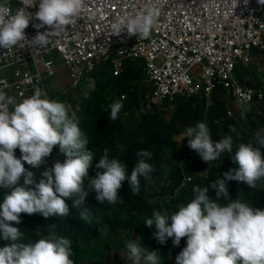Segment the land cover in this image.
Segmentation results:
<instances>
[{"label":"clouds","instance_id":"clouds-1","mask_svg":"<svg viewBox=\"0 0 264 264\" xmlns=\"http://www.w3.org/2000/svg\"><path fill=\"white\" fill-rule=\"evenodd\" d=\"M259 3L264 5V0ZM20 5L14 8L11 0H0V48L8 51L17 45L24 48L27 43L33 54L73 24L84 11L86 0H20ZM37 5L38 11H29ZM159 16L160 8L150 4L126 18L115 19L112 34L119 36L126 31L129 36L147 38ZM30 21H38L33 24L36 29L47 26V30L37 31L29 40L25 29ZM53 60L54 65L61 61L67 68L59 54L54 53ZM6 77L11 79V73L7 72ZM84 78L78 87H73L70 79L69 91L79 88ZM217 89L207 94L212 96ZM30 93L23 100H15L0 89V189L5 190L0 203V264H78L72 236L49 231L34 241L27 229L37 228L44 217H67L73 212L82 221H89V210L96 208L90 199L113 208L124 201V181L132 194L138 195L144 184L155 188L161 178L154 180L151 174L155 169L148 162L150 151L141 150L131 157L130 162L136 157L138 161L129 174L128 163L108 148H97L93 136L82 132L64 103L49 99L39 87L33 95ZM122 100L109 105L110 120L118 119ZM226 108V115L232 116L231 109ZM242 110L237 109L235 116H241ZM198 119L194 126L185 128L183 137L203 161H218L222 153L233 152L231 135L219 141L211 136L216 129L234 131L226 121L220 125L225 118L215 119L216 129L202 117ZM230 159L238 168L229 169L223 179L217 177L209 183L215 190L214 199L208 195V186L197 185L192 189L194 198L178 204L176 210L155 209L145 218L147 233L142 234L143 238L135 233L136 239L127 241L120 264H264V210L257 209L264 206L255 207L240 195L232 199L227 187L228 181L235 180L241 189L264 192V135L257 133L254 142L240 143ZM21 213L39 214L34 225L24 228Z\"/></svg>","mask_w":264,"mask_h":264},{"label":"trees","instance_id":"trees-1","mask_svg":"<svg viewBox=\"0 0 264 264\" xmlns=\"http://www.w3.org/2000/svg\"><path fill=\"white\" fill-rule=\"evenodd\" d=\"M236 1L251 4L254 7V15L260 17L261 8L264 5L259 3V0ZM144 65V61L128 62L123 74L119 77L112 76L108 65L98 69L92 74L95 90L86 96L83 91L84 84H82L76 89L78 100H73L70 95L74 90L51 95L52 100L65 104L69 116L78 121L83 133H91L97 148L100 150L108 148L116 158L128 163L129 174L138 161L136 157V160L130 162L131 157L135 156L138 151L148 150L152 153V158L148 162L152 163L155 169L151 174L154 180L161 178L155 188L144 184L138 195H133L127 181H124L121 188L124 201L113 208L103 207L97 199H90L96 208L89 210L91 212L89 221H82L79 214L73 212L67 217H44L43 223H39L37 228L27 229L29 237L34 241L48 235L49 231H55L57 235L72 236L76 241L78 264H120V253L124 250L127 241L136 239L135 233H141L139 236L141 239L142 234L147 233L144 223L146 216L155 209L168 212L176 210L178 204L187 203L194 198L192 189L197 185L208 186V195L214 199L215 190L210 187L209 183L215 181L217 177L223 179V174L229 169L238 168V165L230 159V156L235 154L238 145L254 142L257 133L264 135V33L259 32L256 44H250L242 52L241 59L236 61V69L238 67L240 69L237 73L235 70L233 76L241 85L251 87L255 99L252 103L237 107V102L231 93L227 94L233 104L232 107H228L232 111V116H227L225 113L226 94L221 88L212 94V105L208 108L205 98L192 97L179 98L173 116L169 119L166 118L167 113L159 108H155L150 113H141L140 109L145 105V95H139L136 84L143 79ZM220 90L223 91V95ZM123 93L128 94L125 103L128 116H122L117 123L107 120L106 112L109 103L118 99ZM164 105L168 104L165 103L160 108ZM77 107L79 111L75 112L73 109ZM237 109L239 111L244 109L241 111V116H235ZM200 117L211 125L216 118H225L220 125L222 126L226 121L230 129L234 131L227 132L223 128L224 132L212 133L214 141H219L225 135H231L232 153H222L218 161L208 163L196 157L195 151L177 148L173 139L174 135L177 132H185L188 125L194 126L196 123L194 120ZM232 117L237 120H232ZM177 121L180 126H176ZM117 125L120 129L124 127V133H119V139L112 138L110 132H107L109 127ZM214 127L217 128L218 125ZM236 130H242V132H235ZM143 132L159 134L158 138L151 141L152 149H138L130 146L128 142H122ZM165 170L168 171L167 174ZM184 176L192 177L194 182L184 185ZM227 187L232 199H237L240 195L242 200L251 202L255 207L264 206V192L241 189L240 182L235 180L228 181ZM4 192L5 190L0 189V203L3 201ZM148 193H153V200L148 199ZM221 203L225 201L222 199ZM257 209L264 210V208ZM73 210L80 212L82 209L73 208ZM37 214L39 213L20 214L24 228L36 223ZM51 225L56 226L50 229ZM1 241H3L2 238H0Z\"/></svg>","mask_w":264,"mask_h":264},{"label":"built area","instance_id":"built-area-1","mask_svg":"<svg viewBox=\"0 0 264 264\" xmlns=\"http://www.w3.org/2000/svg\"><path fill=\"white\" fill-rule=\"evenodd\" d=\"M11 2L14 8L21 6L20 0ZM150 4L160 8V16L149 37L129 36L126 31L119 36L112 34L115 19L126 18ZM29 11L34 14L38 5ZM237 11L243 16L241 22L233 18ZM253 12L251 4L236 0H86L81 15L40 52L32 54L27 43L24 48L17 45L8 51L0 48V89L7 94L14 92L17 100H23L36 86H43L46 78L55 75L54 53L60 55L69 69L72 86L78 87L96 63L108 60L110 51L122 44L125 51L146 57L149 73L158 84V96H195L203 88L211 93L217 82L230 90L239 106H245L255 94L241 85L233 72L242 52L250 44H256L259 32L264 29V10L260 11V17ZM34 23L38 21H30L25 29L29 40L37 31L47 30V26L36 29ZM134 37L137 41L131 46ZM194 70L199 79L193 76ZM7 72L11 73V79L6 77ZM232 81L247 90H236ZM183 180L184 185L194 181L190 176H184Z\"/></svg>","mask_w":264,"mask_h":264},{"label":"crops","instance_id":"crops-1","mask_svg":"<svg viewBox=\"0 0 264 264\" xmlns=\"http://www.w3.org/2000/svg\"><path fill=\"white\" fill-rule=\"evenodd\" d=\"M136 41H137V39L134 37L130 43L131 46H134L136 44ZM138 61H144V63H145L144 70H143V79L136 84V87L138 88L139 95L140 96L143 94L145 95V105L143 107H141V109H140L141 113H143V114L150 113V112H153L155 108H159L160 110L165 111L167 113L166 118L169 119L171 116H173V111L176 108L177 100L179 98H186V99H189L192 97L205 98L207 104L211 103V105H212L210 95L207 94V92L205 91V88L201 89L200 93L197 94L196 96H191V97L184 96V95H178V96H174V97H164L163 98V97L158 96V92H159L158 91V84L151 77V75L149 73L146 57L142 54H139V53H131L129 51H125L122 44L116 45L110 51L108 60H101L100 62L96 63L95 68L92 71L87 72L85 78L88 76H90L92 78L93 73H95L98 69H100L106 65H108V70L112 74V76L119 77L123 74L128 62L136 63ZM161 62H162V60H160V63ZM195 74H196V70L193 71V76H195L197 79H199L198 75H195ZM148 80L150 81L151 85H149L147 83ZM216 84L219 88L223 89V91L226 94L225 106L226 107H232L233 104L227 95V94L231 93L230 90L226 91L225 90L226 88H223L222 85H218L217 82H216ZM8 96L13 97L15 100H17L15 94H8ZM121 98H123V100H122L123 108H122L121 112L119 113L118 119L115 121H112L109 118V113H110L109 105L111 103L117 101V100H120ZM127 98H128V94L123 93L120 95V97L118 99H115L109 103L108 109L106 112V119L107 120L112 121L114 123H117L122 116H124V115L128 116V113L125 110V103H126ZM165 103H167L168 105H164L162 108H160V106L165 104ZM196 120H199V119H196ZM125 123H126V121H125ZM107 132H110L109 134L111 135L112 138L119 139V133H124V127H122V129H120V126H118V125L113 126V127H109V129H107ZM216 132H224V130L218 131L216 129ZM239 132H242V130H239ZM183 133L184 132H177L176 135H174L176 137H174L173 139H174V142L176 143L177 148L184 149L185 151H194L188 146V138L183 137ZM84 134H91V133H84ZM158 136H159V134L143 132V133H137L134 137H130L128 139H125L122 142H128L130 144V146L138 148V149H152V146L150 145L151 141H153L154 138H158ZM211 136L214 140V135L212 132H211ZM179 141H181V145L179 144ZM17 149L15 150V152L17 151ZM196 157L200 158L197 153H196Z\"/></svg>","mask_w":264,"mask_h":264},{"label":"rangeland","instance_id":"rangeland-1","mask_svg":"<svg viewBox=\"0 0 264 264\" xmlns=\"http://www.w3.org/2000/svg\"><path fill=\"white\" fill-rule=\"evenodd\" d=\"M247 14L248 15L252 14V11L251 10L247 11ZM233 18H234V20L236 22L243 21V16L241 14V11H237L236 15L233 16ZM212 45H213V43H212ZM213 57L216 58V59H219V57L216 56V55H214ZM239 69L240 68L238 67L235 72L237 73V71ZM55 71H56V74H55L54 77H52L50 79H47V78L45 79V85L44 86H42V85L36 86V87H39L47 95V97L49 99H51V95L53 93L65 92L66 90H69V87H68L70 85V73H69V70L60 61V62H58L57 65H55ZM42 75L44 77H46V75H45L43 70H42ZM82 83L85 84L84 88H83V91H84V94L86 96H89L91 93H93V91L95 90V81L90 76L84 78ZM147 83L149 85H151L149 80L147 81ZM231 86H233L236 90H239V91H242V92L247 90L244 87L240 86L237 82H234V81L231 82ZM35 88L30 93V96L33 95ZM220 93L223 95V91L220 90ZM70 95L72 96L73 100H78V98L76 97V95H77L76 90L72 91V93ZM210 98H211V96H210ZM209 104L211 106V103H209ZM73 110L75 112L79 111V107H77V108H75ZM176 124H177L176 126H180L178 121L176 122ZM174 137H176V136H174ZM179 144L181 145V141H179ZM165 171H166V174H167L168 173L167 170H165ZM147 196L151 200L152 197H153V194L152 193H148Z\"/></svg>","mask_w":264,"mask_h":264},{"label":"bare ground","instance_id":"bare-ground-1","mask_svg":"<svg viewBox=\"0 0 264 264\" xmlns=\"http://www.w3.org/2000/svg\"><path fill=\"white\" fill-rule=\"evenodd\" d=\"M193 197V196H192Z\"/></svg>","mask_w":264,"mask_h":264}]
</instances>
